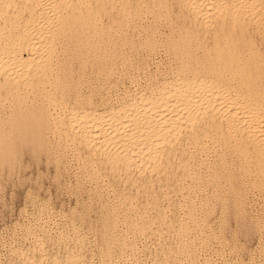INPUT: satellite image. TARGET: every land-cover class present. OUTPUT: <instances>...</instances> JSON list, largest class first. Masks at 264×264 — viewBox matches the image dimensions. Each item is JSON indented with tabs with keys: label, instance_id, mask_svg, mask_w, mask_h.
<instances>
[{
	"label": "bare ground",
	"instance_id": "bare-ground-1",
	"mask_svg": "<svg viewBox=\"0 0 264 264\" xmlns=\"http://www.w3.org/2000/svg\"><path fill=\"white\" fill-rule=\"evenodd\" d=\"M22 150L89 184L97 264L223 253L209 205L264 208V0H0V164ZM33 221L12 264H91L79 229L58 256Z\"/></svg>",
	"mask_w": 264,
	"mask_h": 264
},
{
	"label": "rangeland",
	"instance_id": "rangeland-1",
	"mask_svg": "<svg viewBox=\"0 0 264 264\" xmlns=\"http://www.w3.org/2000/svg\"><path fill=\"white\" fill-rule=\"evenodd\" d=\"M161 53L162 52H158L154 55V57L151 58V61L149 62V68L151 67L150 68L151 70H153V67L156 63L165 64L166 62L165 56L163 53L162 54ZM89 76L91 77V75L88 74V68H87L86 78L90 79ZM56 170H55V167L51 163L46 162V160L44 159L42 155L41 156L33 155L28 150H22L16 155V157H14L13 160L7 163L0 164V264L2 263L12 264L11 261H14V256L12 252L10 251V249L11 247H21L25 245V242L23 241L22 234H21L22 228L27 226L26 224L33 223L34 222L33 217L37 218V225L39 224L43 226L42 232L45 231L43 233L45 235L44 238H46L44 241L46 242L48 251L50 250V248H53L55 252L57 248L58 250V252L56 251L58 253L57 255L61 256L63 255L65 251V250H62V249H65V246L68 249L71 248L70 243L67 244V242L62 243V242L57 241L55 239L57 237V234L56 236H54L53 232L56 233V231L58 230L66 231L70 225H73L74 227H76V229H79L80 232L85 235L84 237L85 239L84 247L85 248L83 249V251L85 253L86 260H88V262H91V264H97V261H99V258H100L99 250L95 249L91 242L94 237L93 233H95V229L98 228L99 226V222L98 220H96L97 219L96 217L99 213L97 212L98 210L94 209L91 199H90L91 196L88 195L90 193L89 184L87 182L82 181L81 177L79 176V174L76 172V169L72 165L67 166L66 169L57 168ZM80 182L82 183L81 185H79ZM85 183H87V185ZM205 191L209 193L210 188L208 187L207 189H205ZM253 194H251V196L248 195L246 197V200L241 203H233L231 199H228L223 202L215 200L209 205L208 207L209 212L207 213V215L209 216L206 215L205 217L206 223L217 232L218 241L223 240L224 246H223V251H222L223 253L219 254L220 256L222 255L223 257L222 256L219 257L218 254L212 253V249L218 250V248L215 246L217 245L216 240L214 239L208 241L207 246H209V248L206 246L204 248H201L195 251V252H198V253L194 252L198 258H201L202 256L206 254L210 257L209 259L210 261L204 264H210V263L211 264H221L223 262L227 263L229 261H234V260L247 262V260H250V259H252L253 262L255 261V263H258L259 261H261L262 259V256H261L262 248L261 247L264 246L263 245L264 244V237H263L264 236V232H263L264 231V208H263L261 201L256 197L255 193ZM229 202H230V205H229ZM247 205H249L248 208H247ZM214 207H216V209ZM261 211H263V213ZM58 214L59 216L60 214H62L64 216L65 221L59 222ZM53 221L55 222V224ZM94 221H97L98 223ZM20 227L22 228L20 229ZM51 227L53 229L56 228L57 230H53ZM59 228H62V229H59ZM48 231L50 232L48 233ZM51 244L53 246H50ZM62 244L63 245L66 244V245L61 247ZM258 247L261 248V250ZM151 249L152 248L150 247L149 250L140 251V253H138L136 257H137V261L139 262V264H150L151 263L150 261H152L153 259L152 257L153 254H152ZM230 252H232V254ZM228 253H230L231 255H229ZM145 255L146 256L148 255L147 258ZM227 256H229L228 257L229 260L227 259ZM247 256L250 259L247 258ZM200 263L202 264V261H200Z\"/></svg>",
	"mask_w": 264,
	"mask_h": 264
}]
</instances>
